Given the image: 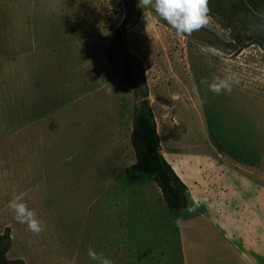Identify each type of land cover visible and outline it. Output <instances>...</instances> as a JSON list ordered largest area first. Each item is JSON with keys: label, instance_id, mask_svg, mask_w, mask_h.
Here are the masks:
<instances>
[{"label": "rangeland", "instance_id": "1", "mask_svg": "<svg viewBox=\"0 0 264 264\" xmlns=\"http://www.w3.org/2000/svg\"><path fill=\"white\" fill-rule=\"evenodd\" d=\"M20 1V23L34 26L26 29L23 50L17 53L14 44L16 0H8V33L0 34V64L8 63L0 69L6 257L100 264L90 259L92 249L113 264H182L177 221L184 212L167 207L152 176L126 173L134 162L129 129L141 98L120 81L118 47L112 64L107 56L123 1ZM208 6L209 24L189 36H178L151 7L141 8L122 39L141 62L138 80L147 86L161 151L168 159L165 148L172 147L190 189L221 178L228 192L238 178L257 182L264 195V51L252 44L229 53L230 29L221 24L264 35V0H209ZM80 34L90 37L88 45L77 42ZM17 57L18 71L10 64ZM229 76L230 91L209 90L216 77ZM169 118L175 127L165 136ZM13 197L36 212L40 234L14 219Z\"/></svg>", "mask_w": 264, "mask_h": 264}, {"label": "crops", "instance_id": "2", "mask_svg": "<svg viewBox=\"0 0 264 264\" xmlns=\"http://www.w3.org/2000/svg\"><path fill=\"white\" fill-rule=\"evenodd\" d=\"M20 2V0H16L15 2V23L18 24L14 44L17 53L23 50L24 37L29 35L26 29H31L30 31H32L34 27L33 23L31 25L20 23ZM7 8L8 0H0V34L2 35H7L8 33L9 19ZM3 24H5V28ZM53 24L55 23H51V25ZM89 38V36L84 35L77 42L88 45V42H90ZM5 52L6 49H3L1 54H5ZM4 60L7 61V58ZM10 64H12V68H16L17 71L19 70L20 61L18 57L15 62L11 60ZM6 65L8 63L4 61L2 65L0 64V69ZM168 120L170 121V128L167 130L163 126L165 136L167 131L168 133L172 132V126H174L170 118ZM178 120L179 122H177L176 126H181L182 121ZM161 124L163 125V123ZM131 129L132 125L129 129L130 133ZM169 146L165 148L168 159L162 151L161 153L180 179L186 184L190 193L188 205L178 210L181 213L184 212L181 214L180 223L178 224L182 264H264L263 187L261 188L255 181L246 180L241 184L240 180L236 178V183L231 186V190L223 192V179L220 178L217 180V183L204 180L201 185L197 186V190L194 188L190 189L188 183L183 180L179 173L181 172L180 167L178 165L175 166L176 164L173 163L175 159L170 156L173 149ZM156 186L162 195L157 184ZM218 191H221L223 194ZM189 207H196V210L189 212Z\"/></svg>", "mask_w": 264, "mask_h": 264}, {"label": "trees", "instance_id": "3", "mask_svg": "<svg viewBox=\"0 0 264 264\" xmlns=\"http://www.w3.org/2000/svg\"><path fill=\"white\" fill-rule=\"evenodd\" d=\"M122 1L125 7L124 17L110 37L107 56L110 64H112V47L114 45L118 47L122 57L121 68L123 71V77L120 78V81H128L134 90L135 96L144 98L148 97V90L147 86H142L138 80L140 75L139 70L142 72L141 62L128 50L122 39L123 34L138 23L141 8L138 7L139 0ZM221 24L230 29L233 43H230L232 49L229 53H235L236 50L252 44L258 45L264 51V35L259 34L255 30L237 28L232 23ZM113 72L117 75L116 69H113ZM142 81L144 82V78ZM130 140L135 154V162L126 169V173L133 177L144 175L152 176L160 188L164 201L169 209L180 210L186 207L190 201L189 190L161 153L160 138L151 108H149L147 113L140 114H137L135 110ZM10 245V231L6 229L0 234V264H24L21 259L12 260L6 257Z\"/></svg>", "mask_w": 264, "mask_h": 264}, {"label": "clouds", "instance_id": "4", "mask_svg": "<svg viewBox=\"0 0 264 264\" xmlns=\"http://www.w3.org/2000/svg\"><path fill=\"white\" fill-rule=\"evenodd\" d=\"M208 4L209 0H139L138 7L142 9L151 7L161 20L175 30L178 36H189L209 24L211 17ZM231 79L230 76L225 79L216 77L212 83L208 84V88L215 94H220L224 90L230 91ZM202 83L208 82L202 80ZM8 207L14 213V219L18 223L25 224L30 232L38 235L44 230L36 212L19 197H13ZM195 210L196 207L188 209L189 212ZM177 223L179 224L180 221ZM88 255L90 259L97 260L100 264H113L111 260L104 258L103 254L98 256L92 249H89Z\"/></svg>", "mask_w": 264, "mask_h": 264}, {"label": "water", "instance_id": "5", "mask_svg": "<svg viewBox=\"0 0 264 264\" xmlns=\"http://www.w3.org/2000/svg\"><path fill=\"white\" fill-rule=\"evenodd\" d=\"M150 102L151 100L149 97H144V98L139 99L136 104L137 114L147 113L150 108Z\"/></svg>", "mask_w": 264, "mask_h": 264}, {"label": "bare ground", "instance_id": "6", "mask_svg": "<svg viewBox=\"0 0 264 264\" xmlns=\"http://www.w3.org/2000/svg\"><path fill=\"white\" fill-rule=\"evenodd\" d=\"M152 82V81H151ZM183 105V104H182ZM188 109V108H187ZM183 116V115H182ZM188 118V117H187ZM158 125H159V123H158ZM180 128V127H179ZM161 131V130H160ZM159 135V134H158ZM161 136V135H160ZM163 139V138H162ZM162 143V142H161ZM186 143V142H185ZM166 153V152H165ZM167 156V155H166Z\"/></svg>", "mask_w": 264, "mask_h": 264}]
</instances>
